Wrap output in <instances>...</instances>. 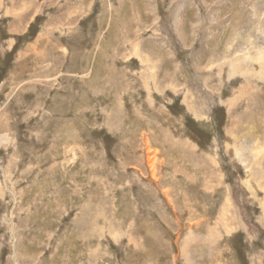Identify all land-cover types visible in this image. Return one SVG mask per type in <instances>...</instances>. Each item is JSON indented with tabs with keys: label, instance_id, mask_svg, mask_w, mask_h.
Segmentation results:
<instances>
[{
	"label": "rangeland",
	"instance_id": "374dc122",
	"mask_svg": "<svg viewBox=\"0 0 264 264\" xmlns=\"http://www.w3.org/2000/svg\"><path fill=\"white\" fill-rule=\"evenodd\" d=\"M263 121L264 0H0V264H264Z\"/></svg>",
	"mask_w": 264,
	"mask_h": 264
},
{
	"label": "bare ground",
	"instance_id": "6f19581e",
	"mask_svg": "<svg viewBox=\"0 0 264 264\" xmlns=\"http://www.w3.org/2000/svg\"><path fill=\"white\" fill-rule=\"evenodd\" d=\"M232 53V52H231ZM228 54H229V52H228ZM238 62V61H237ZM236 69V68H235ZM235 74V73H234ZM261 78V77H260ZM260 81V80H259ZM253 99V98H252ZM242 100V99H241ZM240 101V100H239ZM255 102V101H254ZM231 106H233V105H231ZM252 107V106H251ZM231 108V107H230ZM253 115V114H252ZM254 117V116H253ZM232 122V121H231ZM264 122V121H263ZM231 124H233V123H231ZM232 127H235V126H232ZM230 128V127H229ZM228 130V129H227ZM237 131V130H236ZM230 132V131H229ZM230 133H232V132H230ZM227 134V133H226ZM234 134V133H233ZM234 136V135H233ZM230 138V137H229ZM5 140V139H4ZM227 140V139H226ZM71 142V141H70ZM231 144V143H230ZM225 148H226V154L228 153V154H230L231 155V153H232V150H231V148L229 147V145H227V146H224ZM236 147V146H235ZM217 150V149H216ZM77 154V153H76ZM75 154V155H76ZM230 158H231V156H230ZM154 164V163H153ZM153 169H154V167H153Z\"/></svg>",
	"mask_w": 264,
	"mask_h": 264
},
{
	"label": "trees",
	"instance_id": "16d2710c",
	"mask_svg": "<svg viewBox=\"0 0 264 264\" xmlns=\"http://www.w3.org/2000/svg\"><path fill=\"white\" fill-rule=\"evenodd\" d=\"M30 41V40H29ZM26 43V42H25Z\"/></svg>",
	"mask_w": 264,
	"mask_h": 264
}]
</instances>
